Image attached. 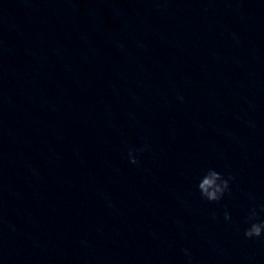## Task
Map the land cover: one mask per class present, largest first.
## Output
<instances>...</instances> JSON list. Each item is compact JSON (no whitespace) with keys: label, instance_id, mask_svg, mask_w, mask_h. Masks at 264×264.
<instances>
[{"label":"water","instance_id":"water-1","mask_svg":"<svg viewBox=\"0 0 264 264\" xmlns=\"http://www.w3.org/2000/svg\"><path fill=\"white\" fill-rule=\"evenodd\" d=\"M261 204L264 0H0V264H264Z\"/></svg>","mask_w":264,"mask_h":264},{"label":"clouds","instance_id":"clouds-1","mask_svg":"<svg viewBox=\"0 0 264 264\" xmlns=\"http://www.w3.org/2000/svg\"><path fill=\"white\" fill-rule=\"evenodd\" d=\"M182 99V97H181ZM145 151L144 148H130L128 150V159L131 164H138L137 153ZM235 177L229 175L224 176L221 172L216 171L213 168L207 169L198 179L197 190L200 197L208 203H219L225 195L231 194V182ZM249 198L255 200V197L251 194ZM264 213V204L259 206L257 210L256 206L249 209L247 216L244 219V223L248 225L244 229V238L247 240L261 239L264 240V218H261V214ZM213 219H216L213 214ZM225 221L231 222V214L227 211L224 212ZM185 255L189 258V264H192V256L188 249H183Z\"/></svg>","mask_w":264,"mask_h":264}]
</instances>
